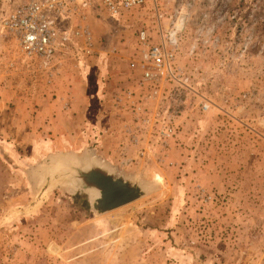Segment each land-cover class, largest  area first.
Here are the masks:
<instances>
[{"label": "rangeland", "instance_id": "rangeland-1", "mask_svg": "<svg viewBox=\"0 0 264 264\" xmlns=\"http://www.w3.org/2000/svg\"><path fill=\"white\" fill-rule=\"evenodd\" d=\"M26 1L0 0V17ZM154 1L165 21L185 18L176 61L188 80L148 100L131 63ZM81 24L95 53L75 42L52 75L0 29V264H264V0H147L116 19L96 7L61 19ZM91 150L152 189L98 216L44 175L51 157Z\"/></svg>", "mask_w": 264, "mask_h": 264}, {"label": "built area", "instance_id": "built-area-1", "mask_svg": "<svg viewBox=\"0 0 264 264\" xmlns=\"http://www.w3.org/2000/svg\"><path fill=\"white\" fill-rule=\"evenodd\" d=\"M146 4L147 0H27L0 17V29L15 41L23 57L34 60L42 71L52 75L60 63V55L75 42L81 43L80 52L84 56L95 53L88 27L81 24L69 29L61 25L63 17L79 16L80 10L96 7L116 19L131 11L145 9ZM152 5L156 24L138 31L135 58L131 63L138 73L140 96L148 100L165 99L174 91L185 90L188 80L176 61L185 18L180 15L165 21L167 19L160 14L156 1ZM127 97H131V93ZM202 108L205 111L208 104L204 103ZM162 134L172 136V126L164 124ZM137 138L134 136V141Z\"/></svg>", "mask_w": 264, "mask_h": 264}, {"label": "water", "instance_id": "water-1", "mask_svg": "<svg viewBox=\"0 0 264 264\" xmlns=\"http://www.w3.org/2000/svg\"><path fill=\"white\" fill-rule=\"evenodd\" d=\"M70 154L75 153L58 154L51 157L49 164L43 169V173L45 176H50L52 182L58 183L63 190L77 195L83 194L87 198L89 208L95 215H104L130 205L145 197L152 189V183L144 181L139 175L126 174L122 171L116 175V168L95 156L93 150L89 151L88 154L84 153L79 156H83L87 160L90 158L98 159L102 165H108L111 170L101 167L96 162H83L74 167H69L66 172L53 171V167L57 165L54 159ZM71 187L73 189H70ZM89 190L98 192V198L94 202L91 201L87 193Z\"/></svg>", "mask_w": 264, "mask_h": 264}, {"label": "bare ground", "instance_id": "bare-ground-1", "mask_svg": "<svg viewBox=\"0 0 264 264\" xmlns=\"http://www.w3.org/2000/svg\"><path fill=\"white\" fill-rule=\"evenodd\" d=\"M83 159H84V160H83ZM54 161H56V163H57V165L54 166V167L62 168V169H64V170H66V171H67V169H68L69 167H74V166H76L77 164H81V163H83V162H84V163L96 162V164L99 163L101 167L106 168V169H108V170H111V168L108 167V165H102V163H101L98 159L93 160L92 158H90L89 160H87L86 158L81 157L80 159L77 158V159H75V160L72 161V162H69V161H67V160H63V159L56 158V159H54ZM87 193H88V194L90 193L91 195H93V197H94V201L98 198V192L95 191V190H89ZM94 201H93V202H94Z\"/></svg>", "mask_w": 264, "mask_h": 264}]
</instances>
